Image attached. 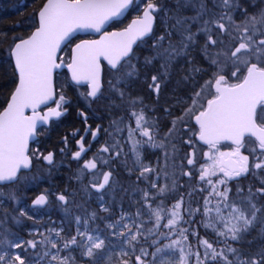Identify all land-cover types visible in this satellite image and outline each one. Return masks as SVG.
Wrapping results in <instances>:
<instances>
[{
  "label": "snow or ice",
  "instance_id": "1",
  "mask_svg": "<svg viewBox=\"0 0 264 264\" xmlns=\"http://www.w3.org/2000/svg\"><path fill=\"white\" fill-rule=\"evenodd\" d=\"M212 2L214 7L221 8L218 18L216 13H212L213 18L204 19L197 31L192 32L190 24L185 22H198L202 16L211 12L205 0H200L195 16H176L175 23L167 27L164 34L155 38L152 45L155 54L145 57L144 61L145 65L157 59L163 61L160 65L163 71L151 75V83L148 85L149 89L157 94L158 100L161 77L167 75L171 63L179 57L189 56V50L196 45L198 35L203 33L206 36L201 52L209 67L215 70L200 90L194 92L191 105L185 109L184 115L174 118L171 122L172 127L165 133L167 138L179 132L177 125L185 123V116H191L202 109L195 115L199 125V139L212 149H215L221 140H230L235 145L231 152L219 153V158L209 156L212 160L211 165H201L199 179L211 188L208 196L204 198L202 208L190 207L189 201V206L183 209L188 216L185 220L180 211L184 203L183 196L171 206V209H166L162 200L153 207V202L169 190L167 185L160 186L155 195L136 188L133 192H142L141 207L134 215L122 213L119 219L107 223L104 229L109 233L107 236H103L99 228L89 229L90 220L103 219L95 212L88 218L76 216V232L68 238L62 236L63 229L59 231L50 229L48 236L39 233L43 237L41 240L25 241L15 237L14 233H10L5 228L3 233H0V264H33V262L40 264L45 260L46 264H76V257L71 255L76 249L79 250L81 259L87 258V264H112V256L108 255V252L112 248L115 254L114 246L106 243L110 237H119L118 264H264V246L254 253H243L241 249L228 243L229 240L235 243L242 242L244 236L258 223L264 233V205L258 204L256 199L264 196V187L256 189L255 192L249 187L247 195H244L243 189L238 187L236 198L233 199L229 196L231 189L227 186L231 179L239 178L257 169L264 170V116H258L257 111L259 106L260 113H264V8L256 13H249L247 9L241 8L239 0H212ZM133 3L134 0H47L39 11V26L35 31L27 39L13 37V45L8 52L14 58L18 83L7 108L0 112V185L16 182L20 179L19 171L29 167L28 143L30 137L35 135L37 121L47 122L49 117L59 118L67 112L65 105L69 100L60 94L59 99L55 101L56 107L49 108L44 115L36 113L39 105L53 99L52 72L61 66L57 63L56 56L61 43L68 40L77 30L90 29L100 32L106 23L122 15ZM163 10L159 0H148L143 9V16L134 19L123 31L105 32L99 40L81 41L77 44L73 50L72 63L67 65L74 81L89 83L90 90L82 94L89 107L92 103L107 101L108 108H119L121 105L113 99L116 97L121 104L127 105L130 109L129 114L135 121V127L125 124L124 117H119L111 121V132L104 129L114 142L102 146L99 151L108 153L112 149L114 151L112 159H117L123 154L117 135L125 130L127 141L131 144L130 151L136 157L137 164H140L139 148L144 144L152 148L165 147L163 141L157 142L155 139L157 134L155 119L148 118L145 112L147 106L144 105L143 98L133 97L126 91L130 88L131 82L139 76V69L131 63L134 55L132 46L138 39L152 34L155 19L153 14ZM237 10H240L243 16L240 22H236L233 16ZM213 29L219 30L217 38H214ZM173 33L179 36L178 40L172 39ZM225 35L229 37L227 44L221 38ZM232 41H238V44L233 46ZM165 42H167L166 46ZM101 57L108 61L112 73V79L107 82V90L104 89L99 77ZM188 62L192 63L191 60ZM229 68L234 70L229 72ZM242 69L245 70L243 74H241ZM206 71L207 69L193 64L184 80L194 79L195 75ZM230 78L239 82L230 83ZM212 87L215 88V94L207 100L205 107L200 101L204 98L205 92ZM27 108L32 109L31 116L24 114ZM168 111L166 108L165 112ZM79 115L87 120L83 112ZM258 118L260 124H257ZM100 130L99 125L95 131H91L89 126L85 132L90 131L95 140ZM137 133L141 138L147 139H136ZM246 133L255 137L256 147L250 150L254 158L252 163L248 155L241 153V148L246 147ZM73 135L76 133L74 132ZM83 140L84 137H81L77 141L79 150L73 153L74 159H80L82 153L88 150L84 147ZM185 143L191 145L192 142L189 140ZM172 148L175 151V145H172ZM258 150L260 154L256 155ZM205 155L207 156L208 153ZM167 157L168 154L165 153V158ZM42 158L51 164L53 154L49 152ZM124 163L127 165V161ZM187 163L193 165L194 160L188 158ZM102 164H109V160H102ZM84 170H97L96 159L85 161L81 172ZM131 171L132 169H129L130 174ZM153 171L155 169L142 166L137 179H146L145 174ZM217 171L223 173V178L214 183L210 177L215 176ZM99 175L101 173L97 170L89 185L85 186L86 192L91 188L101 193L106 186L111 187L115 183L112 170L102 173V181L98 178ZM164 175L168 176V173ZM183 175L191 176V173L185 172ZM217 185H223V190ZM176 187V180L173 179L172 189L175 190ZM151 188H157L156 182L151 183ZM200 191L205 189L201 188ZM0 195L3 193L0 192ZM188 195L191 197L192 193L189 192ZM8 197L13 201L18 199L15 193H9ZM212 197H215V204L212 202ZM56 199L63 205L68 203V197L63 193L57 195ZM99 200L101 210L108 212V208L103 206V195L99 196ZM47 201L48 197L41 194L32 201V204L42 206ZM64 210L67 212V207ZM4 211L7 213L6 209ZM145 212H147V220L143 219ZM197 214L202 216L199 221L200 226L215 233L217 237L215 242L200 238L199 233L191 228L195 223L193 217ZM19 217L31 219L23 209L19 210L18 217L14 219L19 222ZM126 218L131 223H123ZM164 219L167 222L162 224L161 221ZM137 220H140V223H136ZM153 220L152 227L147 229L148 236L156 234L163 227L168 231L159 232L158 235L170 239V243L156 246L159 240L154 239L152 245L156 246L155 250L149 253L139 245L141 238L147 239L144 225L152 223ZM3 224L4 221L0 220V227ZM182 224H187L189 227L180 226ZM81 227L84 231L80 230ZM52 232L60 238L59 245L51 238ZM10 235L14 238L10 239ZM189 235L198 238L199 248L203 249L202 253L200 250L194 251L191 245L184 246ZM173 236L176 238L172 239ZM248 243L252 242L248 241ZM38 244L45 246L43 253L28 256V249L35 250ZM214 244H223V247H216ZM66 250L68 254L61 255ZM149 255L152 257L150 261L147 259ZM169 256L176 259H169Z\"/></svg>",
  "mask_w": 264,
  "mask_h": 264
},
{
  "label": "rangeland",
  "instance_id": "2",
  "mask_svg": "<svg viewBox=\"0 0 264 264\" xmlns=\"http://www.w3.org/2000/svg\"><path fill=\"white\" fill-rule=\"evenodd\" d=\"M145 6H143L144 8ZM198 7L199 5H192V10H196L198 11ZM191 10V11H192ZM260 9H253L251 12L249 13H256L258 12ZM212 13L213 12H209L206 13V15L204 16L203 19H201V23L200 26L203 22L204 19H206L205 17L207 16V18H213L212 17ZM181 15L183 17H187L185 15L184 12L181 13ZM162 16L164 17V24L166 27H168V19H166L167 17V13L166 11L163 12ZM175 17L177 15H174ZM243 19V16H240L239 22ZM198 29V26L196 28V31ZM194 30V27L192 29V32H196ZM214 32V38H216V34L219 33V30L217 29H213ZM206 40V36L201 33L200 35L197 36V43L196 45H194L193 47L196 46V48L200 51H196V59H198L200 61V65L199 67H203V61L205 60L203 53L201 52V48L204 44ZM223 40L225 41V43L227 44V42L229 41V39L225 40L224 36H223ZM233 44V43H232ZM147 45V44H145ZM234 46V44H233ZM192 47V48H193ZM219 47V46H218ZM213 51L217 50V49H212ZM153 52V53H152ZM146 52L143 53V58H134L133 60H131L132 64H136V62L139 60L140 62L143 63V68L140 67L137 68L139 69V76L131 82V86L130 88H128L126 91L129 92L131 94V96L133 97H142L143 98V102L144 105H146L147 107L145 108V112L148 116V118L155 119V123H156V136L155 139L157 142L163 141L165 144L164 148H152L150 147L148 144H144L142 147L139 148L140 151V164H137L136 162V157L133 155V153L130 151L131 148V144L130 142L127 141V131L125 130L124 132L120 133L117 135V139L120 140L121 146H122V150H123V154L117 158V159H112L114 151L112 149H110V151L108 153H101L99 150L101 149L102 146H106V145H111L114 141L112 139L111 136H109L107 133L104 134V138L102 139L101 143L98 146V150L96 151V153H91L89 154L86 158H84V160H78V161H74L73 164L70 163H66L65 158L66 155H64L61 151L60 155L58 156L59 158L54 159L52 161L51 164H44L39 162V158L42 157L41 153H40V147L34 148L33 153L31 150V155L33 157H35L37 159V170L31 174H26V182L24 181V179L18 184V188L22 187V188H27L28 186L32 185L34 182H41V185L44 186L46 184V181H43V179H48L49 180V184H54V180L53 176L51 174V172H53L55 170V173H57V171L59 170V168L61 169L62 167L68 170H75V176L76 178L79 177V179L77 178V180H73V182H71L70 180H59L57 182L58 186L60 187V190H56L57 193H52L51 194V188L50 186L45 187L44 186V190H40V191H45V193L49 196V203L47 204V210H51V209H55V210H59L62 211L63 209V204L61 202H59L56 199L57 194L59 193H63L64 195H66L68 197V203H70V207H74L76 205H78L80 203V201L78 200H82L83 194L82 192L85 191V186L80 185L84 180L89 184V182L93 179V175L97 173V170H84L83 172H81L82 166L84 164L85 161L87 160H91L93 158L96 159V163H97V169L99 170V173L101 172V169L104 167H110L113 170V177H114V181L115 183L112 184L111 187L106 186V188L104 190H102L101 193H98V195L95 197L97 198V203L101 206V201L99 200V196L102 195H107L108 199L111 202V200L116 197L117 200H119V205H118V211H116V217L113 218L112 220H107V223L113 222L117 219H119L121 217L122 213H128L130 215H134L135 212L137 211L138 208L141 207L143 201H142V192H133V189H144L149 191L150 194L155 195L159 189L160 186L162 185H167L168 187V191L163 195L158 197L154 202H153V207H155L157 204L160 203V201H163L164 207L166 209H171V206L176 203L173 202V196L172 193L174 192V190L172 189V180L175 179L176 183H177V179L175 176H177L178 174H183L185 172H190L191 176H186L188 177L186 179L187 183L188 181H190L192 179V183H195L196 185L198 184H203L205 185V187L210 188L206 182L200 181L199 176H200V167L201 165H211L212 164V160L209 159V156H212L214 158H219V153H228L231 152L233 150V148L235 146L232 147H228L227 145H223L218 143L216 145L215 149L210 148L209 145L206 146H201L200 144L197 143L196 140H194V136L196 134V138H197V134L199 133V126L196 124V127L193 128L192 126V122L194 120V117L196 114H198L197 110L194 114H192L191 116H185V123L184 124H178L177 127L180 129L179 132L175 133L172 136H169L167 138H165V133L168 132V129L170 127H172V120L176 117L182 116L184 115L185 109L188 108L191 105V97L193 96L195 90L197 89V86L199 84L196 85L195 81H191V79L189 80H184V77L188 75L189 69L191 68V64L188 62L189 60L193 61V59L191 58V56L189 58L186 57H179L177 58L174 62L171 63L167 75L161 77V89L159 92V99L157 100V94L150 90L148 85L151 83V75L153 74H158L160 72L163 71V69H161L160 65L163 63L162 60L157 59L153 60V64H149V65H145L144 61H145V57L144 54ZM151 55L153 56L155 53L154 51H151ZM63 54H65V52H63ZM62 54V55H63ZM69 55H67L68 57ZM149 56V57H150ZM195 59V58H194ZM150 69H149V68ZM141 69V70H140ZM215 69L208 67L207 68V76H206V80L207 81L210 77V72L214 71ZM234 69L229 68V72L232 71ZM243 71V69H242ZM196 76V75H195ZM112 79V78H111ZM232 79V78H230ZM58 81V88L61 89L63 88V86L66 84L65 80L58 77L57 79ZM56 81V82H57ZM204 81H202V85H204ZM201 85H199L200 87ZM187 90L189 92L187 93H183L184 90ZM213 87L208 89L207 92H205L204 94V98L207 97L208 95L211 94ZM200 90V88L197 89V91ZM114 98V97H113ZM204 98L200 101L201 104H203ZM116 101L120 102V100L118 98H114ZM209 99V98H208ZM207 99V100H208ZM204 105V104H203ZM123 106V105H121ZM120 108V107H119ZM168 109V112H165V109ZM137 109H139V105H137ZM130 110V109H129ZM114 111H117L119 113V110L115 109ZM120 116H118L119 118ZM117 118V119H118ZM125 124H131L133 127H135V121L132 118V120L127 121L125 118ZM195 122V121H194ZM197 126H198V131H197ZM108 131L111 132L112 129L109 127H107ZM136 139H147V138H141L139 136V134L137 133L136 135ZM191 140V145H189L188 143H185L186 141ZM198 140V138H197ZM199 141V140H198ZM172 145H175V151H173ZM246 147L241 148V152H245L248 154L249 156V161L250 163L254 162V158L253 155L251 154V149L256 147L255 144L251 143V141H246L245 142ZM183 146L187 149L188 146L190 147V152H184L183 151ZM119 150V149H117ZM48 151V150H47ZM35 153V155H34ZM165 153L168 154L167 159L165 158ZM189 153V154H188ZM194 153V155H193ZM205 153H208V155L206 156ZM259 150L257 151L256 155H259ZM203 155V160L202 161H197L196 159L199 158V156ZM39 157V158H38ZM55 157V156H54ZM194 157V158H193ZM188 158H192L194 160V164L193 165H189L187 163ZM196 158V159H195ZM102 160H109V164L104 165L102 164ZM125 161H127V165H125ZM49 165H52L51 167ZM142 166H146L152 169H155V171L153 172H149L146 173V179L145 178H140L139 180L137 179V177L140 175V169ZM53 167V168H52ZM72 167V169H70ZM125 170V177L122 179H119L118 177V171L120 172L119 174H123L122 170ZM129 169H132L131 174L129 173ZM164 173H168V176H165ZM116 174V175H115ZM157 174H159V179H157ZM122 175V176H123ZM245 176V177H243ZM191 177V178H190ZM101 180V175H99L98 177ZM213 182L215 183L217 180L223 178V173L217 171L215 176L210 177ZM242 178H246L247 180H254V179H259L260 182L264 181V170H254V171H250L249 173L242 175V177L239 178H234L228 181L227 186L231 189V192L229 193L230 198H236V192H232V190L236 191L237 188L241 187H230L231 182H240V180ZM252 179V180H251ZM152 182H156L157 184V188L153 189L151 188V183ZM26 183V184H24ZM44 184V185H43ZM75 184H77V186L80 187V189H78V191H81V193L78 194L77 193L75 195L74 193V186ZM217 187L220 190H223V185H217ZM124 189H127V191H124ZM211 189V188H210ZM253 190V192H255L254 188H251ZM76 192V190H75ZM90 195H88L87 193V197H86V201L87 199L94 198V194L96 193V191L94 189L89 188L87 191ZM15 193L16 197L18 198L17 200L13 201L14 202V208L16 207L17 210L19 211L20 209H23L25 212L28 213V216L31 217V219H34L35 221H39L44 219L43 216L46 217L45 221L50 220V216H46L45 214V210H42L40 208H36V207H31L29 200L26 199V202H22L24 200L23 195H19L16 192ZM247 195V194H246ZM27 197V194H26ZM77 197L79 199H77ZM9 198V197H8ZM71 198H76L75 201ZM212 202L213 204H215V197H212ZM83 201V200H82ZM2 201H0V208L3 209H11L10 204H11V200L10 199H6V201H4L2 204ZM201 205L203 206V204L201 203ZM103 206L105 207L104 204V198H103ZM212 205H210L211 207ZM8 207V208H7ZM110 207V206H109ZM108 207V210L110 209ZM44 209V208H43ZM181 211V209H180ZM148 216H147V212H145V215L143 217L144 220H147ZM170 218V217H169ZM27 219V217H26ZM123 223H131L130 220H128L127 218L122 221ZM167 220L164 219L161 221L162 224L166 223ZM136 223H140V220H137ZM154 223V220L152 223H146L144 225L145 228V236L147 237V239L141 238L140 240V245L144 247L147 251L148 248L150 246H152V240L154 239H158L159 243L156 246H162L163 244H167L170 243V239H165L162 236L156 235L159 232H167L168 229L161 227V229L158 230V232L156 234H153L151 236H148L147 233V229L151 228L152 225ZM61 221L59 220H55V223H53V221L49 224H45L47 225L46 227H41V228H26L27 233L28 234H32V233H36V235H30L27 236L26 239H23V237H18L20 240H41L43 239L42 236L39 235V233H43L44 236H48L49 235V230L50 229H55L57 231H59L60 229H63V226L60 225ZM50 225V226H48ZM187 225V224H186ZM26 227H28V224L26 223ZM98 226H94L91 229H96ZM187 227H189L187 225ZM192 229L195 228L191 227ZM81 231H84V228L81 229ZM92 234H96V233H92ZM103 234V233H102ZM104 236V234H103ZM192 235L188 236V240L191 239ZM14 237H12L13 239ZM51 238L56 240V242L58 243L59 237L55 236V232L51 233ZM113 238V237H112ZM116 240L119 239V237H114ZM172 239L176 238L175 236L171 237ZM197 237L193 240V241H197ZM167 240V241H166ZM60 244V242L58 243V245ZM150 245V246H149ZM231 245H233V243H231ZM156 246H152L151 248V252H153L155 250ZM186 247V245H184ZM44 247L40 244L37 245V248L35 250L33 249H28L27 255L28 256H34L36 253H40L42 254L44 251ZM199 248V245L197 246ZM54 251V250H53ZM120 252V250H119ZM68 251L66 250L65 253H61V255H67ZM71 255H75V252L72 251ZM149 261L152 259V257L149 255V257L147 258ZM169 259H176L175 257H171L169 256ZM33 264H35V262H33ZM40 264H46V260L45 261H41Z\"/></svg>",
  "mask_w": 264,
  "mask_h": 264
},
{
  "label": "trees",
  "instance_id": "3",
  "mask_svg": "<svg viewBox=\"0 0 264 264\" xmlns=\"http://www.w3.org/2000/svg\"><path fill=\"white\" fill-rule=\"evenodd\" d=\"M194 4L198 2V0H192ZM45 0H0V110L4 108L6 105L10 95L14 91L17 81H18V76L15 71V67L13 65L12 57L9 55L8 49L13 45V37H26L28 36L31 31L37 26V13L39 9L42 7L43 3ZM163 6V11H166L167 14H170L171 21L168 22V27H170L172 24L175 23V16H182L181 13L184 12L187 17H193L196 15L197 11L192 10V7H181L180 4H174V6L170 5L169 0H161L159 2ZM255 9V8H253ZM253 9H247L248 12H251ZM258 9V8H257ZM192 10V11H191ZM205 16V15H204ZM204 16L201 17V19L204 18ZM241 16V14H240ZM183 17V16H182ZM167 19V17H166ZM201 19L198 22H193V21H186V24H190L191 31L194 27V30L196 31V28L200 27ZM129 19L125 18L123 20H116L111 24V28H121L124 27L128 23ZM167 27L164 24V20L162 21L161 19L157 20L155 29L152 33L151 36L147 37L146 39H143L142 41L139 42V44L136 46L134 50V55L132 60L136 57L143 58V53L144 56L149 57L152 53L151 51H154L152 45L155 42V38L159 37L160 35L164 34L165 29ZM76 38H80L76 37ZM173 40H178L179 36L173 33L172 36ZM147 44V45H145ZM167 45V42H165V46ZM193 49H195L193 51ZM200 51L199 48L197 49L196 46L191 48L189 50L190 54L187 56L189 58L193 59L191 67L193 64L195 66L200 65V61L196 59V51ZM71 48L68 46L66 50L64 51L65 54L62 55L63 59H67V55L70 54ZM151 57V56H150ZM195 58V59H194ZM157 61V60H156ZM153 64V63H151ZM138 68L142 67L143 68V63L140 62L139 60L135 64ZM203 65L205 66V69L209 67V64L206 60L203 61ZM149 68V67H148ZM150 69V68H149ZM141 70V69H140ZM105 71V77H104V82H103V87L105 90L108 88L107 82L112 78V73L111 70L108 67H104ZM64 79L66 84L63 86V88L58 90V94H63L68 100H69V109L66 112L65 116H62L60 120L58 121H53L52 125H50L49 128L42 129L41 133V140L44 146L46 147V150L53 149L55 150V158H59L58 156L60 155V151L58 150L59 146L64 147L63 142V137L64 135H67L70 137L71 131H74L76 127H81V130L84 128V124H82L81 116L79 115V110L83 109L86 111L88 114H90L88 121L89 122H96V127L99 125L101 127V132L103 131V126L104 127H109L110 123L112 120L117 119L118 116L124 117L127 121L132 120V117L130 116V110L127 105L121 104V102L116 101L117 104L123 105L120 106V108H108L107 107V101H100L96 103H92L91 106L89 107L85 96L82 94H86L88 92V89L84 86H78L76 84H73L70 80L68 72L63 69L57 76ZM58 84V81H57ZM115 98V97H114ZM113 98V99H114ZM67 106V105H66ZM119 110V113L114 110ZM79 115V116H77ZM94 116V118H92ZM193 128L196 127V123L192 122ZM197 131H198V126H197ZM105 134V132H104ZM194 140L197 141L198 144L201 146H206V144L201 143L200 141L197 140L196 134L194 136ZM61 141V143H60ZM250 142V140H248ZM63 142V143H62ZM223 145H227L228 147H232L231 143L229 142H223L220 143ZM72 146L71 141L68 143V147ZM48 148V149H47ZM189 149L185 148L183 146V151L184 152H190V147L188 146ZM189 154V153H188ZM194 158V157H193ZM196 159V158H195ZM197 161H202L203 160V155L199 156V158L196 159ZM43 161V160H42ZM66 163L72 164V161H77V159H74L70 155H66L65 158ZM42 163V162H41ZM44 163V162H43ZM45 164V163H44ZM42 165V164H41ZM38 163H34L33 168L29 171L26 172V174H31L34 173L37 170ZM50 167L52 165H49ZM53 168V167H52ZM72 169V167L70 168ZM75 170H68L65 168H59L57 173H55V170L51 172L54 184H49L48 179H43V181H46V186H50L52 191L60 190V187L58 186L57 182L59 180H70L73 182V180L76 178L75 176ZM125 170H122L123 174H119V179H123L125 177ZM120 173V172H119ZM127 173V172H126ZM123 175V176H122ZM177 179V187L175 188L174 192L172 193L173 196V202H177L180 200V198L183 196L184 198V203L181 206V214L184 215L185 220L188 219L187 214L183 211V209L187 206H189V201H190V207L196 208V207H201L204 202V198L208 196L209 192L211 191L210 188H206L205 185L203 184H198L196 185L195 183H192V179L190 181L186 182V179L188 177L184 176L183 174H178L175 176ZM245 177V176H243ZM191 178V177H190ZM22 177L17 180L16 182H13L12 184L9 185H4L1 186V192L3 195H5L8 198L9 193L16 192L19 195H23L27 197L26 199L30 201L32 198L38 193L40 190H44V186L41 185V182L37 181L34 182L32 185L28 186L27 188H18V184L22 181ZM77 180V178L75 179ZM252 180V179H251ZM83 186L89 185L85 180L80 184ZM79 185V186H80ZM75 184L74 186V193L77 196L81 191H78L80 187ZM241 186L240 188L243 189V194L246 195L248 192L249 187H253L254 190L264 187V183L260 182L259 179H254L252 181L247 180L246 178H242L240 182H231L230 187H238ZM203 188L205 191H200V189ZM76 190V192H75ZM189 192L192 193L191 197H189ZM232 192H236L232 190ZM86 191L82 192L83 197L80 203L74 207H70V203H67V205H63L62 211L51 209L50 211L42 208V210H45L46 216H50V220L45 221L46 217L43 216L44 219L35 221L34 219H26V217H19V222H17V219H14V217H18L19 211L17 208L14 206L13 200H11L10 207L11 209H6L7 213H5L3 208H0V220L4 221V224L2 227H0V233H3V230L6 228L9 230L10 233H14L15 237H23V239H26L27 236H30L32 234H28L26 228H41V227H46V223L49 224L53 221L55 223V220L61 221V226H63V232L62 236L64 238H68L71 235L75 234L76 232V227L77 225L75 224V217L76 216H81L82 218H88V216L95 212L98 217L103 218V219H97L95 221H89V229H91L94 226H98L97 228L102 230V233L104 236L109 235L108 231H104L105 225L107 224V220H112L115 218L116 211H118V205H119V200L114 197L111 202L108 199L107 195H103L104 198V204L105 207L108 208L109 206V211L104 212L101 210V206L96 202L97 198H95L98 193L96 192L94 194V198L91 200L87 199ZM88 195H90L88 193ZM102 195V194H101ZM9 199V198H8ZM75 201L76 198H71ZM77 199H79L77 197ZM258 204L264 205V196H259L256 198ZM67 207L68 211L66 212L64 209ZM8 208V207H7ZM202 219V216L197 214L195 217H193V220L195 221L194 224L191 225V227H194V230H196L199 233L200 238L207 239L209 241L215 242L217 240V237L214 232L211 230H206L203 227L200 226L199 221ZM26 223L28 224V227H26ZM50 226V225H48ZM182 227H187L186 224L180 225ZM189 226V225H188ZM83 227H81L82 229ZM80 229V230H81ZM161 229V228H160ZM158 235V233L156 234ZM10 239H12V236H9ZM196 238V236H192L191 239L187 241V245H191L193 250H200L201 253L203 252L202 248H198V239L197 241H193ZM168 240V239H167ZM166 240V241H167ZM248 241H251L252 243H248ZM61 243V240L59 238L58 243ZM106 243H110L112 246H114L115 254H113V249L110 248L108 255L112 256V264H118V254L120 250L119 246V239L116 240L114 237H110L109 240H106ZM229 244L233 243V247L239 248L242 250L243 253H248V252H255L257 249H259L261 246H264V233L261 231V225L258 223L249 233H247L244 236V240L240 243H235L232 242L231 240L228 241ZM150 246V245H149ZM153 246V245H152ZM150 246L148 248V252L151 253V248ZM216 247H223V244L216 245ZM64 251L63 253H65ZM75 252V257H76V264H87V258L81 259L80 257V252L78 249L74 250ZM137 255L139 252L137 251ZM230 259L232 258L231 256L229 257Z\"/></svg>",
  "mask_w": 264,
  "mask_h": 264
},
{
  "label": "flooded vegetation",
  "instance_id": "4",
  "mask_svg": "<svg viewBox=\"0 0 264 264\" xmlns=\"http://www.w3.org/2000/svg\"><path fill=\"white\" fill-rule=\"evenodd\" d=\"M161 0H159V2H160ZM170 1V5L171 6H174V4H180L181 5V7H185L186 5V7H192V5H196V4H198L199 5V2H200V0H198V2L196 3V4H194L193 3V1L192 0H179V2H178V0H169ZM205 2H206V4H207V7L209 8V9H211V12H213V13H216L217 14V17L216 18H218V14H219V12L221 11V8H219V7H214L213 6V2H212V0H205ZM147 3H148V0H134V3H133V6H132V9H131V11H130V13L128 14V16L126 17V19L128 18L129 20L131 19V18H133V17H135V16H140L141 14H142V12H143V9L146 7V5H147ZM172 3H174V4H172ZM239 3H240V5H241V8H243V9H253V8H258V9H261V8H264V0H239ZM143 6H145L144 8H143ZM163 12L164 11H161V12H159V13H154L155 14V16H156V21L158 20V19H161L162 21H163V19H164V17L162 16V14H163ZM210 12V13H211ZM206 15V14H205ZM233 16H234V19H235V21L236 22H239V19H240V10H237L235 13H233ZM206 19H210V18H207V16L205 17ZM167 19L169 20V21H171V17H170V14H167ZM228 25H227V23H226V27H227ZM217 35H219V33H217L216 34V38H217ZM80 38H82V37H80ZM222 39H223V37H221ZM224 38H225V40H227V39H229V37L228 36H224ZM232 43L234 44V46L236 45V44H238V41H232ZM195 49H193V51H194ZM199 67V66H198ZM203 68V67H202ZM204 68H205V66H204ZM245 70H243L242 71V73L241 74H243V72H244ZM207 71L206 72H203V73H199V74H197L195 77H194V79H191V81H195L196 82V85H195V87L197 86V84H198V82H199V84H198V86H197V89L198 88H201V86H202V81H204L205 82V80H206V76H207ZM211 73L212 72H210V77H211ZM227 74V73H226ZM209 77V78H210ZM229 82L230 83H238L239 81L238 80H236V79H230L229 80ZM199 85H201L200 87H199ZM84 87H86V88H88L87 86H84ZM197 89L195 90V91H197ZM58 90H59V88H58ZM212 93L211 94H209L208 95V98L209 99H211L212 98V95H214L215 94V88L213 87V89H212ZM187 92H189V91H187L186 89L183 91V93H187ZM207 97H205L204 98V101H203V104H204V106L206 107V105H207V99H208ZM59 99V94H58V91H57V98H56V100H58ZM68 104L69 103H67L66 105H65V107L67 108V111H68V109H69V106H68ZM52 105H56L55 104V102L52 104ZM42 110H44V109H42ZM200 110H202V109H200ZM258 116H264V113H260V111H259V106H258ZM79 113V112H78ZM66 114V113H65ZM65 114L64 115H62V116H65ZM61 116V117H62ZM77 116H79V115H77ZM89 116H90V114H89ZM61 117H59L58 119H54V120H52L51 121V123H50V125H52V123H53V121H58V120H60L61 119ZM92 118H94V116L92 117ZM95 119V118H94ZM81 120H82V124H84V128L81 130V127H76L75 129H74V131H71V135H70V137H68L67 135H64V137H63V142H65V139H66V143H64L65 145H64V147H60L59 146V148H58V150L61 152V150L63 149V151H62V153L64 154V155H70V156H72L73 157V153H75L76 151H78L79 150V146L77 145V141H78V138L83 134V132H84V130L86 129V122L88 121V120H83V118L81 117ZM89 122V121H88ZM90 123V128H91V131H95L96 130V122H94V121H92V122H89ZM257 123L258 124H260V119L258 118L257 119ZM50 125L48 126V127H40L39 128V130H38V136H37V139H36V141H34V143L32 144V148H31V150H32V153H33V150H34V148H37V147H40V153H41V155H42V157L48 152V151H51V150H53V149H49L48 151L46 150V147L44 146V144L42 143V140H41V133L43 132L42 131V129H46V128H49L50 127ZM77 129H79V131H78V133H76V135H73V133L75 132V130H77ZM104 129H107V127H104L103 126V131L101 132V131H99L98 132V135H97V138L95 139V140H93V138H92V136H91V132L89 131L88 133H87V135L85 136V139H84V146H85V148L86 149H88L85 153H82V156H81V158L80 159H78V160H84V158H86L89 154H91V153H96V151L98 150V146H99V144L101 143V141H102V139L104 138ZM106 133V132H105ZM248 140H250L251 141V143H253V144H255L256 145V143H254L255 142V137H253V136H246L245 137V142L246 141H248ZM70 141H71V144H72V146H70V147H68V143H70ZM62 142V143H63ZM60 143H61V141H60ZM232 146H234L233 144H231ZM48 149V148H47ZM53 152H54V154H55V150H53ZM243 155H248L247 153H245V152H241ZM39 158V162L41 163H43L44 162V160H43V158ZM43 160V161H42ZM54 160V159H53ZM77 160V161H78ZM36 162H38L37 161V159L34 157V160H33V163H36ZM76 162V161H75ZM41 163V164H42ZM74 163V161H72V164ZM46 164H49V163H46ZM98 169H100V168H98ZM97 169V170H98ZM110 170H112L110 167H104V168H102L101 169V181H102V173L103 172H106V171H110ZM99 171V170H98ZM113 171V170H112ZM76 173V172H75ZM116 175V174H115ZM19 176H20V178L22 177L23 179H24V181L26 182V170H22V171H20V173H19ZM118 177H119V171H118ZM242 177V176H241ZM22 179V180H23ZM9 184H12V183H8V184H3V185H0V192H1V186H4V185H9ZM24 184H26V183H24ZM52 193H57L56 191H51V194ZM35 197V196H34ZM33 197V198H34ZM57 197V196H56ZM24 198V200L22 201V202H26V196H24L23 197ZM33 198H32V200H33ZM6 199H8L5 195H0V201H2V203L4 202V201H6ZM1 203V204H2ZM42 209V208H41ZM209 242H212V241H209Z\"/></svg>",
  "mask_w": 264,
  "mask_h": 264
},
{
  "label": "water",
  "instance_id": "5",
  "mask_svg": "<svg viewBox=\"0 0 264 264\" xmlns=\"http://www.w3.org/2000/svg\"><path fill=\"white\" fill-rule=\"evenodd\" d=\"M46 3H47V0H45V2L43 3V5H42L41 8H43V6H44ZM131 6H132V5H130L129 8L126 9V10L123 12L122 15H120L119 17L113 18V19L110 20L108 23H106V24L102 27V29H101L100 32H96V31H94V30H90V29H89V30H77L75 33H73V35H72L68 40H66V41H64V42L61 43L60 48L57 50V53H56V56H57V63L60 64L61 66H60L59 68L54 69L53 72H52L53 99L47 101V102L44 103V104L39 105V106L37 107V109H36V113H37V114H39V115H44L45 113H47V111H48L49 108H54V107H56V105H52V104L56 101V98H57L56 74L59 73L60 71H62L63 69H65V70L68 72V74H69V76H70V79H71V81H72L73 83H75V84H77V85H88V88H89V90H90V85H89V83H88L87 81H82V82H80V83H77L76 81H74V80L72 79V72H71V70L67 67V65L70 64V63H72V60H73V54H74V53H73V50L75 49V46H76L77 44L81 43V41H93V40H99V39L101 38V36H102L105 32H119V31H123L125 28H127V27L132 23V21H133L134 19L143 16V12H142V14H141L140 16L133 17V18L128 22V24H127L126 26H124V27H122V28H114V29H110V25H111L112 22H114V21H116V20H123V19L127 16V14L129 13V10H130ZM41 8L39 9V11L41 10ZM39 11H38V13H37V22H38V24H37V26L31 31V33L34 32L35 29L39 26V15H38V14H39ZM153 15H154V17H155V19H154V23H153V29H154L155 24H156V16H155V14H153ZM31 33H30L28 36L23 37V38L27 39V38L31 35ZM78 36H90V37H82V38L78 39L77 41H75V42L71 45V55H70V57H69V60H68V61L61 60V59H60V56H61L62 52L64 51V49L66 48V46L70 45V43L72 42V40H74V39H75L76 37H78ZM149 36H150V35H149ZM147 37H148V36H145V37H142V38L138 39V40L133 44V46H132V47H133V51H134L136 45L139 43V41H141L142 39H145V38H147ZM12 61H13V65H14V67H15V63H14V58H13V57H12ZM104 64H105L107 67L110 68V66L108 65V61H107L106 59H104L103 57H101V58L99 59V66H100V67H99V77H100V82H101L102 85H103V78H104ZM15 71H16L17 76H18V72H17L16 68H15ZM17 83H18V81H17ZM16 85H17V84H16ZM12 93H13V92H12ZM11 95H12V94H11ZM11 95H10V97H9V99H8V101H7V103H6V105L4 106V108H2V109L0 110V112H3V111L7 108V105H8V103H9L10 100H11ZM42 109H44V110H42ZM81 112H83V113L85 114V116L87 117V120H88V118H89V114H88L86 111H84L83 109H80V110H79V113H81ZM24 114H25L26 116H31V115L33 114V113H32V109H31V108H27V109H25V110H24ZM82 118H83V117H82ZM53 119H58V118H55V117H49V119H48L47 122H40V121H37V126H36V130H35V135L32 136V137H30V139H29V143H28V151H27V155L30 157V165H29L28 168H26V169H21L20 171H22V170L29 171V170L32 169V167H33V159H32V157H31V155H30L31 144L37 139V136H38V135H37V131H38V129H39L40 127H48ZM83 120H85V119L83 118ZM194 120H195V117H194ZM195 123L197 124L196 120H195ZM257 124H258V123H257ZM197 125H198V124H197ZM89 126H90V123L87 121V122H86V128H88ZM198 126H199V125H198ZM78 131H79V129L75 130V133H78ZM86 135H87V133H86L85 130H84L83 134L78 138V141L81 139V137H84V139H85V136H86ZM246 136H252V135L246 133V134H245V137H246ZM197 138H198L199 141H201V140L199 139L198 134H197ZM225 141H228V142H231V143H232V141H230V140H221V141H219V142H225ZM201 142H202V143H205L204 141H201ZM83 143H84V140H83ZM205 144H206V143H205ZM84 147H85V146H84ZM49 152H51V153L53 154V159H54V152H53V150H51V151H49ZM49 152H47L44 156H46ZM224 159L226 160L227 157H225ZM44 162L48 163V162L45 161V160H44ZM20 171H19V173H20ZM41 194H44V195L47 196L46 193L41 192V193L37 194V195L33 198V200H34L37 196H39V195H41ZM59 194H61V193H59ZM59 194H58V195H59ZM47 197H48V196H47ZM33 200H32V201H33ZM48 200H49V199H48ZM32 201H31V205H32V206H40V205H33V204H32ZM47 203H48V201H47ZM47 203H46V204H47ZM46 204H45V205H46ZM45 205H42L41 207H43V206H45Z\"/></svg>",
  "mask_w": 264,
  "mask_h": 264
}]
</instances>
